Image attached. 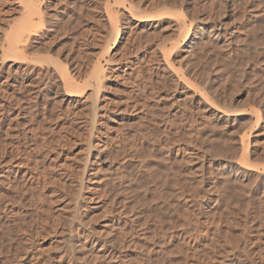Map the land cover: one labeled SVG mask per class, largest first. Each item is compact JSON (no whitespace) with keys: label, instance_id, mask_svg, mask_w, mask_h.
<instances>
[{"label":"rangeland","instance_id":"1","mask_svg":"<svg viewBox=\"0 0 264 264\" xmlns=\"http://www.w3.org/2000/svg\"><path fill=\"white\" fill-rule=\"evenodd\" d=\"M20 3L0 0V264H264V0H40L7 60Z\"/></svg>","mask_w":264,"mask_h":264},{"label":"bare ground","instance_id":"2","mask_svg":"<svg viewBox=\"0 0 264 264\" xmlns=\"http://www.w3.org/2000/svg\"><path fill=\"white\" fill-rule=\"evenodd\" d=\"M21 3L20 4H22L23 5V8H24V11H23V17L20 19L21 21L19 22V24L15 27V29L13 30V32L12 33H10L9 35H7V37H6V42L5 43H3L2 44V46H1V51H2V54H3V58H7V60H13V57L14 56H16V57H18V56H25V55H27V54H25L26 53V47L30 44V43H32V42H30L31 40L33 41V37L35 36V35H37L38 33H39V31L42 29V27H43V11H42V6H41V4L39 3L40 2V0H19ZM119 3V2H118ZM111 4V3H110ZM110 4L108 3L107 4V9H108V13H109V15L112 17L113 15V13H114V11H115V9H112V6H110ZM113 4V3H112ZM114 5V4H113ZM120 7H124V9H126L127 11H128V14H129V16L130 17H133L134 16V14H133V12H136L137 10H135L136 8H134L133 6H126V4H125V1L123 2H120L119 4H118ZM117 5V7H119ZM114 6H116V5H114ZM135 11H134V10ZM168 11V10H167ZM137 12H139V11H137ZM169 13V12H168ZM116 14V13H115ZM142 15V14H141ZM181 15V14H180ZM135 16H137V15H135ZM116 17H118V16H116ZM151 17V16H150ZM159 17V16H158ZM113 18V17H112ZM181 18V19H180ZM179 19H180V24H182L181 26H182V29H181V31H180V35H179V37H177V41L179 40L178 38H182V39H186V38H188V36H189V29H188V27H187V20H186V17H184V15H182V17H180ZM117 19V18H116ZM115 19V20H116ZM145 19V18H144ZM113 20V19H112ZM116 21H118V20H116ZM111 25H112V33L115 35V37L117 38L118 37V35H119V33H120V26H119V24H118V22H115V21H111ZM190 25V24H189ZM190 28V27H189ZM202 28V27H201ZM196 35V34H195ZM220 35V34H219ZM215 36H216V34H215ZM112 37H113V35H112ZM192 37V36H191ZM195 36L193 37V38H191L192 40H191V45H189L190 46V48H192V46L194 45V44H198V43H195ZM198 38V37H197ZM200 38V37H199ZM219 38V37H218ZM114 40H115V38H114ZM199 40V39H198ZM176 41V42H177ZM197 42H199V41H197ZM173 44V48H175V46L177 47L179 44L178 43H172ZM193 44V45H192ZM195 47V46H194ZM205 47V46H204ZM32 47H30V49H31ZM167 48V47H166ZM169 48V47H168ZM173 48H172V50H173ZM202 48V47H201ZM165 50H167V49H165ZM194 50V49H193ZM192 50V51H193ZM168 51H169V49H168ZM171 51V50H170ZM172 52V51H171ZM171 52H168V53H171ZM189 52H191V50H189ZM188 52V54H190ZM193 54V53H192ZM164 55V54H163ZM13 56V57H12ZM167 56V55H166ZM171 57V56H170ZM41 58V57H40ZM26 59V58H25ZM24 59V60H25ZM36 59V58H35ZM165 62H166V64L168 65V68L170 69V71L174 74H176V73H178L179 74V72H181V74H182V71H177L179 68H176L175 69V67L173 66L174 64L173 63H171L170 62V60H168L166 57H165ZM28 60V59H27ZM32 60H33V58H32ZM23 61V60H22ZM172 61V60H171ZM27 62V61H26ZM30 62V61H29ZM34 62V61H33ZM35 62H37V61H35ZM62 63V62H61ZM61 63H60V65L59 66H61ZM165 64V65H166ZM63 65V64H62ZM63 67V66H62ZM103 66L101 65V63H100V61H99V63H97V64H95L94 65V72L91 74V77L93 78V81H96V85L98 86V88L100 89V87H101V85H100V82H101V80H103L102 79V77H103V75L102 74H104V69L102 68ZM167 67V66H166ZM177 67V66H176ZM61 68V67H60ZM167 68V69H168ZM64 69V68H63ZM67 71V70H66ZM65 71V69H64V72H66ZM61 72V71H60ZM63 74V73H62ZM178 74H176V75H178ZM180 75V74H179ZM181 76V75H180ZM107 77V76H106ZM181 77H183V76H181ZM186 78V77H185ZM63 79H64V83H65V85L67 86V90H68V92H67V94H68V96H70V95H74V94H77V92H79L80 90H79V86L80 85H78L79 83H77L76 82V80H74L71 76H70V74H68V72L67 73H65L64 74V77H63ZM181 79V78H180ZM90 80V79H89ZM183 81L185 80L184 78L182 79ZM87 83V82H86ZM90 83V82H89ZM188 84V83H187ZM190 85V84H189ZM100 86V87H99ZM104 88V87H103ZM98 89V90H99ZM141 90H143V89H141ZM145 91V90H144ZM149 91V90H148ZM100 92V91H99ZM137 93V92H136ZM135 93V94H136ZM143 93V92H142ZM141 93V94H142ZM97 95V94H96ZM204 95V94H203ZM206 95V94H205ZM103 97V96H102ZM204 98H205V96H203ZM207 98V97H206ZM205 98V101L209 104V105H211L213 108H215L214 110H221L222 108H220L219 106H217L216 104H215V102H212V101H209V100H207ZM261 101V100H260ZM106 102V101H105ZM137 104V103H136ZM263 107H264V105H263ZM224 109V108H223ZM222 109V110H223ZM221 110V111H222ZM229 110H231V109H229ZM255 110V109H254ZM254 110H252L253 112H254ZM228 111V110H227ZM256 111V110H255ZM259 111V110H258ZM248 112V111H247ZM232 113V112H231ZM231 113H229V112H226L225 110H224V116L226 115L227 117H230L231 116ZM259 113V112H258ZM144 115V114H143ZM259 116H261V115H259ZM258 116V117H259ZM141 117V116H140ZM257 117V116H256ZM259 120V119H258ZM150 121V120H149ZM142 123V122H141ZM257 124V123H256ZM262 128V127H261ZM248 129V128H247ZM247 131V130H246ZM245 133V134H244ZM242 135V140H241V142H240V144H241V150H242V156H244L243 158H244V160H242L243 162H245V164H243L242 166H244L243 168H247V169H252L251 167H250V163H248V161L247 160H245V158L246 159H248V156H246V155H248L249 154V150H248V147H249V142H248V139H247V137L249 136V134L247 135V132H244ZM241 138V137H240ZM263 141V140H262ZM253 143V142H252ZM264 145V144H263ZM12 147V146H11ZM20 149V148H19ZM100 150H102V149H100ZM264 150V149H263ZM264 152V151H263ZM263 152H262V154H263ZM10 153V152H9ZM12 153V152H11ZM264 159V158H263ZM250 160V159H249ZM247 161V162H246ZM243 162H241V163H243ZM263 163V162H262ZM261 164V163H260ZM2 165V164H1ZM257 165V164H256ZM255 167V166H254ZM245 168V169H246ZM12 169V168H11ZM246 169V170H247ZM258 169V168H257ZM264 169V168H263ZM262 172H263V170H262ZM264 184V183H263ZM264 199V198H263ZM264 201V200H263ZM124 232V231H123ZM97 242V239L96 238H94L93 240H92V242H91V246H95V243ZM103 245V244H102ZM103 247V246H102ZM90 248H92V247H90ZM89 248V249H90ZM93 249V248H92ZM86 253V252H85ZM88 253V252H87ZM87 253L85 254V257L87 256ZM93 253V252H92ZM250 254V253H249ZM84 257V258H85ZM231 262V261H230Z\"/></svg>","mask_w":264,"mask_h":264}]
</instances>
